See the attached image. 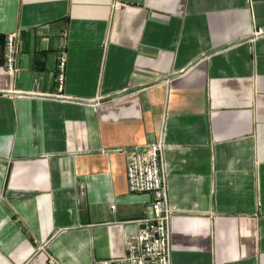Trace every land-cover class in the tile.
<instances>
[{
    "label": "crops",
    "instance_id": "1",
    "mask_svg": "<svg viewBox=\"0 0 264 264\" xmlns=\"http://www.w3.org/2000/svg\"><path fill=\"white\" fill-rule=\"evenodd\" d=\"M163 131L172 264H264V0H0V264L122 256Z\"/></svg>",
    "mask_w": 264,
    "mask_h": 264
},
{
    "label": "built area",
    "instance_id": "2",
    "mask_svg": "<svg viewBox=\"0 0 264 264\" xmlns=\"http://www.w3.org/2000/svg\"><path fill=\"white\" fill-rule=\"evenodd\" d=\"M261 32L262 30H259L255 34ZM16 37L15 32H10L6 35L5 42V71L13 76L17 71ZM57 67L56 79L58 90L61 92L65 82L64 55L60 56ZM165 148L163 131L157 141L127 149L126 176L129 191L151 193V212L136 220L138 228L134 234L124 236L125 253L122 256L95 258L92 264H172L170 228L175 209L168 198Z\"/></svg>",
    "mask_w": 264,
    "mask_h": 264
}]
</instances>
